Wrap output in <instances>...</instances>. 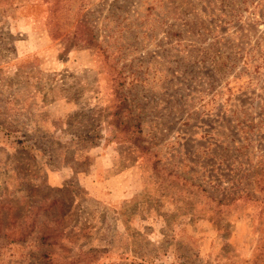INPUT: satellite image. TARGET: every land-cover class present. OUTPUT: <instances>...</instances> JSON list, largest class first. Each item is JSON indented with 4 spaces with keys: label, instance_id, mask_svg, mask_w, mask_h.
Instances as JSON below:
<instances>
[{
    "label": "rangeland",
    "instance_id": "obj_1",
    "mask_svg": "<svg viewBox=\"0 0 264 264\" xmlns=\"http://www.w3.org/2000/svg\"><path fill=\"white\" fill-rule=\"evenodd\" d=\"M0 264H264V0H0Z\"/></svg>",
    "mask_w": 264,
    "mask_h": 264
}]
</instances>
